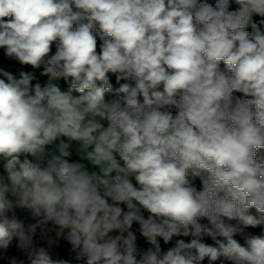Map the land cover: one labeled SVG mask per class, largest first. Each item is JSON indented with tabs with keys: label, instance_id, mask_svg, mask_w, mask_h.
<instances>
[{
	"label": "clouds",
	"instance_id": "clouds-1",
	"mask_svg": "<svg viewBox=\"0 0 264 264\" xmlns=\"http://www.w3.org/2000/svg\"><path fill=\"white\" fill-rule=\"evenodd\" d=\"M0 49V259L264 264V0H0Z\"/></svg>",
	"mask_w": 264,
	"mask_h": 264
},
{
	"label": "trees",
	"instance_id": "trees-1",
	"mask_svg": "<svg viewBox=\"0 0 264 264\" xmlns=\"http://www.w3.org/2000/svg\"><path fill=\"white\" fill-rule=\"evenodd\" d=\"M209 3H213L214 4V0H208ZM234 7V6H233ZM254 19H259L258 17L257 18H254ZM99 43V41H98ZM0 69L2 70H6V71H10L12 72L14 75H16L17 77L19 76V71H27V72H32V74L36 77V79H38L41 83L45 82L47 77H44V76H40L39 73L40 71H42V69H38V70H34L31 68V66H20L18 64V62H15V61H9L7 59H0ZM35 82V81H34ZM113 82V87H118V85L115 83L114 81V78L112 80ZM62 87L64 86L63 85V82L60 81ZM239 95V94H237ZM29 223H33L34 221H28ZM51 226V225H49ZM134 229H137L138 228V225H134L133 226ZM259 227V226H258ZM255 228V229H249L248 231L253 233V234H259L260 232V227L259 228ZM37 229H40L39 227ZM137 235H138V243L144 245V242H143V239L139 237V234L137 232ZM145 247L147 245H144ZM162 247H167V246H164L162 244ZM70 249V245L67 244L66 241H63L62 239L59 241V244H58V247H55V251L58 252V254L63 257V258H71L72 257V253H70L69 251ZM7 255H15L19 258H23V255L22 253H20L16 248H15V245L13 244L12 246H10V248L8 249V252H7ZM0 264H7V261L6 260H3V259H0Z\"/></svg>",
	"mask_w": 264,
	"mask_h": 264
},
{
	"label": "rangeland",
	"instance_id": "rangeland-1",
	"mask_svg": "<svg viewBox=\"0 0 264 264\" xmlns=\"http://www.w3.org/2000/svg\"><path fill=\"white\" fill-rule=\"evenodd\" d=\"M0 59H6L4 56H3V50L0 49ZM50 227V226H49ZM259 228V227H258ZM260 229V228H259ZM40 229H37V233H39Z\"/></svg>",
	"mask_w": 264,
	"mask_h": 264
}]
</instances>
